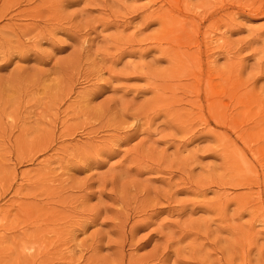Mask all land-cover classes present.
<instances>
[{
  "label": "rangeland",
  "instance_id": "rangeland-1",
  "mask_svg": "<svg viewBox=\"0 0 264 264\" xmlns=\"http://www.w3.org/2000/svg\"><path fill=\"white\" fill-rule=\"evenodd\" d=\"M0 264H264V0H0Z\"/></svg>",
  "mask_w": 264,
  "mask_h": 264
}]
</instances>
